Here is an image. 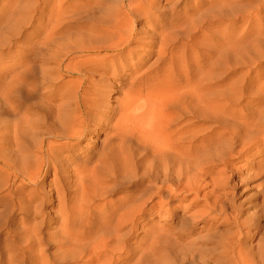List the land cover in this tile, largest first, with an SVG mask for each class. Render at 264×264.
<instances>
[{
	"label": "bare ground",
	"instance_id": "obj_1",
	"mask_svg": "<svg viewBox=\"0 0 264 264\" xmlns=\"http://www.w3.org/2000/svg\"><path fill=\"white\" fill-rule=\"evenodd\" d=\"M42 1L43 7L38 0L21 2L17 10L31 11V16L0 22L1 48L12 45L9 38L21 39L24 25L38 23L37 31L43 33L39 44L28 43L25 51L37 54L35 50L52 48L55 56H37L43 57V64L57 65L58 71L56 78L44 74L45 78L0 80V106L6 110L0 119V264H99L109 251L126 253L121 231L127 221H136L135 215L143 213L148 201L158 198L169 205L187 193L198 198L208 185L206 179L227 158L264 150L259 145L264 136V94L254 111L238 113L239 90L224 91L215 84L218 78H210L211 71L203 72L201 67L198 78H192L187 63L179 68L174 61L179 48V37L172 31L176 21L182 23L185 15L198 17L199 7L207 4L210 13L200 14L192 28L211 22L219 27L225 19L235 28L240 16L228 0ZM182 1L185 4L178 9ZM257 1L255 9L264 12V0ZM161 22L170 29L164 30ZM136 23L142 25L140 29ZM226 33L223 29L221 45L225 47L227 41L233 48L234 39L225 38ZM189 43L183 46L186 50ZM142 51L156 57L144 70L135 57ZM133 59L141 73L125 83L117 70L130 66ZM111 93L120 96L114 110L107 99ZM93 128L95 132L109 128L112 133L95 163L91 153L85 160L79 156L81 143ZM128 133L134 136L136 148L124 159ZM137 176L147 182L141 183V191L108 201ZM236 178L229 194L225 188L220 194L217 184L210 185L212 189L202 197L204 209L193 213L190 222L203 224L208 232L218 229L214 222L221 220L235 229L223 244L230 264H264V245L254 250L245 243L259 220L244 217L252 208L233 205L236 188L245 187L254 176L247 172ZM262 196L260 192L258 197ZM254 214L264 217V202ZM49 245L55 248L51 256L46 251ZM126 260L116 262L127 264Z\"/></svg>",
	"mask_w": 264,
	"mask_h": 264
},
{
	"label": "rangeland",
	"instance_id": "obj_2",
	"mask_svg": "<svg viewBox=\"0 0 264 264\" xmlns=\"http://www.w3.org/2000/svg\"><path fill=\"white\" fill-rule=\"evenodd\" d=\"M51 1H55V0H51ZM56 1L59 2L60 0H56ZM194 1L192 2L193 4L188 3V8L193 7ZM228 1L230 2L231 6L233 7L235 6L234 8L236 11L238 9L237 14L238 16H240L239 22L235 23L236 25L235 28L228 26L229 22H227L226 19L218 23L219 25H222L219 26L222 27V30L221 28L216 26L213 22L209 24L206 23L203 26V28L201 27L202 25L201 26L197 25L198 27L192 28L190 24H192L196 20H199L200 14L206 12L210 13L211 10L207 9V4L199 7L200 11L198 13L200 14L198 15V17L196 16L192 18L191 15H185L184 16L185 20L182 19L183 20L182 23L181 20L176 21L178 25L176 26L175 29H172V31L174 32L177 38L179 37V43H178L179 48H177L178 51L177 50L175 51L176 53L174 54V61H176L175 63L178 65L179 68L184 67V64L187 63L186 65L190 66L192 69L193 72L192 78H198L196 72L200 74L199 71H202L201 68H203V72L210 70L211 71L210 78H218L217 82L215 81L216 86H223L224 91H227L230 88L239 90L240 95L238 94V97L240 98V101L235 107L238 113H242L244 110L254 111L255 105L258 99H260L259 95H261V92L264 94L263 90L259 91L260 86L264 88V47H263L264 44H262L264 43L263 42L264 12L255 9L256 5L258 4L257 0H228ZM21 2H26V0H0V22L1 21L3 22V20L5 21L11 20L10 21L11 23L14 20L13 18L15 17L17 18L18 16H20L23 19L27 17V15L28 17L31 16L30 14L31 11L26 13L20 11L19 9L17 10ZM38 2L40 3V6L43 7L42 5L44 4V2L42 0L41 1L38 0ZM29 3L30 2L28 1L22 4V6L28 5ZM161 3H162L161 5L164 4V2ZM184 4L185 2L182 1L178 9L184 6ZM172 7L173 4L167 7L169 15H170L169 12L172 9ZM10 11L13 12V14L15 13L13 15L14 17L10 15L11 13ZM10 16L12 17L9 18ZM7 18L9 19L7 20ZM167 19L169 20L170 16H168ZM159 24L164 26L165 23L161 22ZM166 24L167 26L166 25L164 26V30L165 29L169 30L170 27L168 23ZM135 25L138 29H140L142 26L139 23H136ZM37 27H38V23L36 22L32 23L31 25L30 24L24 25L22 29L25 30L20 40L19 39L17 40L15 38L14 39L9 38L10 41H12L11 43L12 45L5 46L4 48L0 47V70L2 71V72L0 71V80H2V78L10 79V78H22V77L45 78L43 76L44 74L48 78L51 77L56 78L58 76L56 75L58 72V71L56 72L57 65L52 63L51 65H49V63L43 64V62L41 61V58L43 57L40 55H45L46 57L56 55L55 53H53L52 48L47 47L44 50L43 49L35 50L34 51L35 53H37V51L40 53V55H38L39 57L37 56V54L39 53L33 54L31 52L32 53L31 54L30 52L25 51L26 47L24 46L28 45V43L39 44L38 43L39 39L42 37L43 33L37 31ZM188 29H190L189 33H187L186 31ZM223 29L227 30V33L224 35L225 38L231 37L232 41L234 39L233 48L230 47L231 45L229 46V44L226 43L227 41L224 44V46L225 45L226 46L222 47L221 36ZM259 35H261V37ZM189 36L191 37L192 40H189L188 38ZM19 41H21V43ZM185 43L186 44L189 43L188 45L189 50L188 49L186 50L183 47L184 45H186ZM192 46H195L197 49ZM227 46H229V48H227ZM229 49H231L232 51ZM181 50L184 53H182ZM18 51L22 52L23 56L20 55L16 56ZM148 54L150 53L142 51L135 56L141 60L140 64L142 65L141 67H144L143 70L149 67L151 64H153V61L156 58V57L152 58V56L151 55L148 56ZM189 54H191V58ZM196 54L198 55V57ZM207 54L210 55L211 58H209L210 56H208ZM204 55H206L207 57H205ZM201 58L203 59V61L200 60ZM71 59L72 57L70 58V60ZM188 59L192 60V61L189 60L191 63L187 61ZM209 60L210 62L207 65V61ZM216 60L220 61L221 63L218 64ZM16 61L18 62L19 65L17 64ZM25 63L27 66L25 65ZM134 63L135 60L133 59L132 62L130 63V66H127L124 69H118L117 70L118 78H124L125 79V80L123 79L124 82L127 83L130 78H135L137 73H141L140 71L141 67ZM191 64L196 65L198 71L194 70L195 71L194 72L193 68L195 66L194 65L191 66ZM198 64H202V65L198 66ZM204 64L205 66H203ZM198 67L201 68L198 69ZM45 72L47 73L49 72V73L47 74ZM24 73H29V74H24ZM65 78H71V77H65ZM242 84L244 86H242ZM241 86L242 89H240ZM124 88H126V86H124ZM258 91L260 93H258ZM119 98L120 96L117 93H111L110 97L107 98L110 109L112 110L117 109L118 106L117 103ZM2 106L3 105L0 106V119L1 117L2 118L5 117V116L4 117L1 116V114L6 112L4 106L3 107ZM115 119L116 116H113L112 121L114 122ZM8 126L11 127L10 124H8ZM1 134H0V138H1ZM111 134L112 133L109 131V128L108 130L99 129L97 132H95L94 128L91 129V132L86 137V140H84L81 143V150H79V154H80L79 156L82 157L83 160H85L86 159L85 155L91 153L93 154V158L91 162L97 160V158L101 154L104 145H106L105 143L109 142V138L111 137ZM130 135L131 134L128 133V135L124 137L125 139L124 149H123L124 154L121 156L124 159L127 157L128 154H132L135 152V148H136L135 139H133L134 138L133 135L131 136ZM116 142L119 143L118 141H115V143ZM2 143H3V138L2 140L0 139L1 146H3ZM259 145L264 146V136L262 138V141L259 143ZM7 147L9 146L8 145L4 146L5 151ZM236 151L238 150H235V152ZM247 172H249L251 176H254V178L247 181V184L245 186L246 189L245 187L241 189L236 188L235 190L236 198L234 200L233 205L235 207L242 206V209H246L247 207L252 208L247 212L243 213V215H245L244 217H252L253 219L257 218L256 220H259L257 222L260 223L258 227L259 229L257 228L253 230L252 237L248 238L247 241H245L247 248H253L255 250L256 248L259 247V245L260 246L264 245V217H258L259 216L258 214L257 215L254 214V211H258L262 207V202H264L263 196L260 198L258 197L260 196V192L264 193V150H263L262 152L251 151L249 155H244L241 158H238L235 155L231 156L230 158H227L226 162L219 165L214 170V172H212L213 174H211L209 178L206 179L208 185L206 184L207 186L205 191L202 192L198 196V198L195 194L187 193L182 195L183 197H177L176 199H172L169 205H165L163 203V200L158 198H155L152 201H148L149 202L147 204L148 207L143 206V209H145L143 213L140 215L139 214L135 215L136 221L134 223L132 221H127V223L124 226L125 229L121 231L123 233L120 232L123 236H125L124 238L125 246L127 249L126 253L124 255H121L119 252L115 251L116 253L115 254L114 252L112 253V251L111 252L109 251L108 253L111 254L109 255L108 253H105V255L102 257V260L100 259L101 261L99 264H107L108 260L109 262L111 261V263L113 264L114 263L117 264L118 262L116 261H119L122 257H125V259H127L126 260L127 264H230L229 259L222 251L224 250L223 248L224 242L231 237L235 229L233 227L226 226L225 224L222 223L221 220H219L214 222V225L218 226V229H213L211 231L206 232L205 226L203 229L202 227L203 224L201 223H197L195 224V226L191 225L190 217L193 213L194 214L196 212L198 213L200 212V210L202 211L204 209L203 207L204 200L202 197L204 193L212 189L211 186L213 184H217V186H219L220 189L225 188L226 192L229 194L230 187L232 186L231 184H234L236 183V181H238V178L236 177H240V176L242 177ZM48 177L49 178H47V182L48 180L49 181L51 180V175ZM228 179L230 180L228 181ZM141 183H143V185L147 183L142 179L141 176H137V178L135 179L133 178L131 180H127L123 186H120V190L118 191V193L112 198H108V201L113 202L119 199L120 197H124V195L126 194L131 195L134 192L141 191L142 189ZM225 183L227 184V186ZM134 184H136L137 186L133 187L135 186ZM222 189L219 191L220 194L223 193ZM227 198L231 199V196H228ZM102 204L100 203V205ZM154 204H156V207L153 211H151L150 207ZM111 224L114 226L113 223ZM112 244L113 243L109 245L113 247L114 244L113 245ZM111 246L110 248H112ZM46 249H47L46 250L47 254L49 256L55 253L54 251L55 248L52 245L47 246ZM86 259L84 261H86Z\"/></svg>",
	"mask_w": 264,
	"mask_h": 264
}]
</instances>
